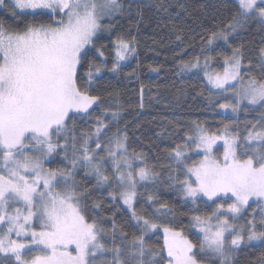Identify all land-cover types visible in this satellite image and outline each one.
<instances>
[{"label":"trees","instance_id":"obj_1","mask_svg":"<svg viewBox=\"0 0 264 264\" xmlns=\"http://www.w3.org/2000/svg\"><path fill=\"white\" fill-rule=\"evenodd\" d=\"M51 24V16L44 13L0 9V30L20 34ZM118 44L128 45L133 57L117 65ZM235 53L240 78L264 84V21L244 15L232 0H122L117 15L104 23L83 52L74 84L96 104L68 119L67 152L61 158L62 152L57 151L44 167L55 175L67 173L75 184L76 205L85 224L95 230L100 251L88 264H167L160 235L145 233L114 199L119 188L104 150L120 136L132 163L131 173L136 172L138 161L149 174V181L134 190L132 209L137 219L181 233L193 247L197 263L217 264L201 252V238L193 227L195 221L229 209L232 201L184 202L179 191L185 168L198 160L187 145L197 130L232 138L240 161L264 163V140L246 145L252 132H264L263 108L241 106L235 115L221 114L225 100L207 86L203 69H190L196 64L209 73H220ZM83 140L86 159L94 157L104 183L89 176L82 163L71 167ZM182 149L185 157L179 153ZM236 225L241 243L230 264H264V202L248 204ZM250 234L257 241L246 242Z\"/></svg>","mask_w":264,"mask_h":264},{"label":"rangeland","instance_id":"obj_2","mask_svg":"<svg viewBox=\"0 0 264 264\" xmlns=\"http://www.w3.org/2000/svg\"><path fill=\"white\" fill-rule=\"evenodd\" d=\"M121 1L0 0V9L8 6L22 13H44L53 20L49 26L20 34L0 30V264H88L100 254L97 234L85 224L76 205L72 178L67 173H49L44 166L57 151L62 152L61 158L66 154L68 119L96 104L77 91L74 78L83 52L104 23L117 15ZM232 1L244 15L264 21V0ZM132 57L128 45H115L117 65ZM199 68L211 91L225 100L221 114L235 115L241 106H247L263 108L264 117V84L240 78L237 53L224 62L220 73H209L202 65L190 66L193 71ZM263 140L264 132L254 131L246 145ZM187 145L198 160L185 168L180 197L184 202L232 201L229 209L195 221L193 227L201 238V252L217 264H230L241 243L237 218L248 204L264 202V163L238 160L234 140L228 136L197 130ZM80 149L72 169L82 163L89 176L104 183L94 157L86 159L84 140ZM104 153L119 188L114 199L145 233L160 235L167 264H199L181 233L156 228L134 215L135 187L147 183L149 174L138 161L134 162L136 172L131 173L123 137L110 141ZM179 153L187 155L185 149ZM109 199L114 201L112 195ZM254 241L257 237L250 234L246 242Z\"/></svg>","mask_w":264,"mask_h":264},{"label":"flooded vegetation","instance_id":"obj_3","mask_svg":"<svg viewBox=\"0 0 264 264\" xmlns=\"http://www.w3.org/2000/svg\"><path fill=\"white\" fill-rule=\"evenodd\" d=\"M28 4H30V3H28Z\"/></svg>","mask_w":264,"mask_h":264}]
</instances>
